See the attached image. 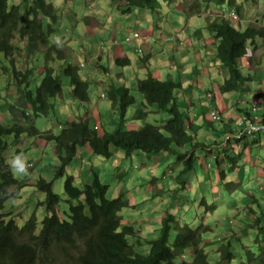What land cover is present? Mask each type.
I'll use <instances>...</instances> for the list:
<instances>
[{"label":"trees","instance_id":"trees-1","mask_svg":"<svg viewBox=\"0 0 264 264\" xmlns=\"http://www.w3.org/2000/svg\"><path fill=\"white\" fill-rule=\"evenodd\" d=\"M112 1L123 3L122 12L124 14L131 13L134 9L156 12L161 8L162 3L167 5L181 3L190 10H200L203 4L215 3L236 10L240 16L243 15L245 9L244 0ZM245 1L258 3L260 0ZM24 3L25 16L21 17L18 6H14L8 12L7 0H0V76L10 80L13 76L11 86L13 85L15 92L19 93L16 102L9 105L11 113L20 112L21 117L26 121L28 109L31 107L32 121H34L38 116L47 114L49 109H54V100L62 88V77L70 79L73 93L79 98V101L88 99V83L82 81L77 67L68 66L63 70V75L59 76L60 78L54 77L53 73L56 70L53 64L56 60H63L60 57H64L63 51L57 46H50V37L56 32L59 16H57L54 6L48 4L46 0H32V2L24 0ZM21 18L24 25L20 33L22 37H27L28 42V51H25L26 56L24 57L26 63L30 58H33L35 62L41 59L45 60L44 79L34 91L31 90L30 82L33 70L26 65L23 71H19L6 60V58H13L16 52L20 51L11 43L13 35L10 36V32ZM43 18L48 19L47 26H45ZM16 29L17 26L14 30ZM208 30L213 35L217 47L216 62L227 67L229 72L228 79L220 87L221 92L232 94L241 90L245 82L251 81V77L250 75L246 76L240 61L247 57L249 65L255 64V58L250 51H253L254 54L259 47L264 45V29L246 27L243 31L235 28L227 20L217 18L208 24ZM41 46H50L44 52L43 57L38 54ZM256 64L258 65V62ZM180 87L181 83L160 81L152 75L138 81L136 89L143 97L144 106L169 115V119L165 121L163 127L147 124L138 131H125L121 128L114 133L107 132L103 137H99L98 132L84 122L73 123L68 130L63 131L61 137L56 138L62 150H64V136L68 142L74 143L72 147L65 148L68 152L65 156H60L58 177L64 175V169L74 156L76 147L89 145L95 156H101L107 160L113 156L111 149L114 148L125 150L128 159L137 152L150 157L171 154L176 157V164L183 167L175 180L179 181L177 183L184 189L185 184L181 180L184 176L195 171V151L205 145L197 141V135L191 133V129L188 127L189 120L177 103L175 91ZM109 99L118 109L119 126L123 125L126 122L129 108L135 105L137 98L132 95L128 87L113 86L109 91ZM25 133L28 137L33 135L21 129L18 123L10 126L0 124V212L4 210L7 201L14 199V196L8 193L12 180L5 163V154L10 148L8 139L11 137L20 138ZM243 157L242 153L234 157L230 155L229 163L233 168H237L242 163ZM237 159L239 160L236 161ZM92 174L93 183L80 187L75 184L74 176L66 178L65 191L72 200L68 201L69 208H60L62 200L58 194L53 192V181L47 183L45 180H40L39 185L46 198L34 209L27 221L16 226L13 221L6 222L5 216L0 213V264H210L208 254L203 247V235L210 231V226L203 222L196 228L179 224L182 221L181 216L172 211L177 210V206L186 211L185 206L190 200H187L186 203L179 202L181 196H176L179 194L178 190H175L176 195L171 201L172 206L166 211L163 210L167 216L163 218L161 225L158 220L153 222L155 219H152V223L145 222L150 224L149 227L153 232H157L159 235L157 239L148 240L149 251L147 252L142 248L143 241L138 239L140 233L138 229L134 225L124 223L125 215L129 209H135L140 213L139 217H143L141 214L142 203L132 208L133 206H130V202L126 198L127 190L121 191L120 189L122 184L116 186V191L117 189L120 191L116 198L110 199L108 196L110 185L102 181L103 176L100 172L93 169ZM127 175L129 176L130 173L122 175L121 178L125 179ZM166 175L164 172L163 178L150 177L148 183L161 184L164 187L162 181ZM109 177L110 175H107L105 178ZM166 186L168 187V184ZM241 186V180L239 183L225 184L228 192L237 191ZM154 190L158 191L159 188L156 187ZM116 191L114 190L113 193ZM167 192L172 191L167 190ZM147 196L145 195L142 201H146ZM40 212L43 213L42 218L39 216ZM256 219L254 227L261 229L260 223L264 221V212L256 213ZM38 224L42 225L40 229ZM146 224H142L141 227ZM241 242L245 241L241 239ZM186 249L193 251L191 261L179 260L178 263L177 258L181 259L186 254ZM175 255L180 256L176 257ZM248 257L250 262L256 259L251 251L248 253ZM234 260H237V255L233 251L232 244L228 242L224 246V252L218 264H232ZM262 261L264 264V260Z\"/></svg>","mask_w":264,"mask_h":264},{"label":"clouds","instance_id":"clouds-1","mask_svg":"<svg viewBox=\"0 0 264 264\" xmlns=\"http://www.w3.org/2000/svg\"><path fill=\"white\" fill-rule=\"evenodd\" d=\"M28 1L32 2V0H28ZM93 1H95V8L92 9L93 6L88 4L87 9L89 11H92V13L90 16L86 17L82 22L74 19L73 17H64V18H62L61 23L72 24V26L75 30L78 28L79 25H85L89 28H91L92 25L98 26L99 21L96 20V17L98 16V14H97L98 0H93ZM262 1L263 0H260L258 3H251V2L249 3V2L243 1V6L245 8L243 10V15H244V12H245L248 4L249 5H256V4L261 5ZM46 2L48 4L53 5L55 8V5L52 2H48L47 0H46ZM110 3L112 5L109 7ZM110 3L108 4V7H107V3L105 4L106 8L108 10H110V14L108 15V19L106 20L104 26L101 28V34L97 35L93 38V45L95 47L94 51H85L84 55H82L81 57H78L76 59H71V58L67 57L66 49L64 48V45H65L67 39L69 38L68 35H65L63 38L60 36V38L58 40H55L53 42L50 41V46H52V45L57 46V48L60 49L61 51H63V54H64V57H63L64 65L61 66V64H59V66H58V68L60 67L59 69L61 70V73H59L58 70L55 69L56 72L53 73L54 77H59V76L63 75V70L66 69L68 66L77 67L78 72H79V76L82 79V81L88 83V91H87L88 99L86 101H81V100L79 101V98H77L75 96V94L73 93V86L70 82V79L65 77V76L62 77V78L69 79L68 82L70 84V87H68L67 92H65L64 87H63V80L61 78L62 88L60 90V93L58 94V96L54 100V105H55L54 109L53 110L49 109L47 114L40 115V116L47 117V120H48L51 113H53L54 119L49 124H46L43 127V130H39L36 127V125H38V124L35 121L40 116H38L37 118L34 119V121H32L33 112H32L31 107H29V109H28V113H27L28 117H27L26 121L21 117L20 112L11 113V111L9 110V107H10L9 105H12L13 103L16 102L19 93H18V91L15 92V87L13 85L11 86L12 81L9 80L7 77H5V78L9 82H7L6 85H4L0 81V83L3 85V89L0 88V100L2 103V113H1V117H0V124L3 126H10L12 124L18 123L19 127L21 129L25 130L26 132H28L30 134H33L32 136L28 137V135L25 133V135L21 136L20 138H12L11 137L10 139H8V142L10 144V148L8 149V151L5 154V158H6L5 163L9 169V173L11 175L10 178L12 180L11 185L8 188V193L10 195L14 196V199L7 201L5 204L4 210L0 212L2 215L5 216L4 220L6 222L13 221L16 226L22 225L25 221H27L31 217L34 209H36V208H33L32 212L28 215V217L22 218V220H20L19 218L21 216H19V218H17V215L13 212V210H11V209L7 210L8 204L16 203L26 196H28L26 201L28 202L29 205H30V202H32V204H35V202L39 201L37 204V206H39L40 202H44V201H41L40 197H39L41 195V193H43V191L39 185V181L45 180L47 183L52 182V181L55 183V181H56L55 179L58 177L57 173L60 170V167H59L60 162H61L60 156H65L66 152H67V150L65 148L72 147V145L74 144L71 141L68 142L64 136V139H63L64 150H62L59 147L60 143L56 140V138L61 137V134L63 133V131L68 130V128L73 123L84 122L91 129L96 130L98 132L99 137H103L107 132L108 133H114V132L107 131L106 126L116 127V122H118V126L116 128V131L118 129H121V128L125 131H138L139 129L142 128V126H139L138 128H136L134 130H130L128 128L127 118H126V122L123 125L119 126V120H120L119 112H118V109L116 107H114L111 100L109 99V91L113 86H118V87L125 86V87H128L130 89L129 77L135 76L133 69L138 66L136 61L139 58H145L146 56L151 57V55L147 54V47L152 46V44H155L156 37L154 34H156L155 32H157V31L152 26V23H151V26L148 27L147 21L132 18L130 20V22H135V23L141 22L144 25L142 27H144L145 29H148V30L143 32V33H140L139 31L135 32L134 34H131V35L127 36L126 38H123L121 41H119V33L118 32L120 30V27H119L118 22L120 20L117 19L116 17H114V14H118V15L121 14L123 16H127V14H124L122 12L123 6H124L123 3L117 2V1H112V0H110ZM176 5H179V6L184 8L186 15H183V17L190 27L192 24L190 18L195 17L194 20L199 21L201 27L203 26L201 29L202 32L207 31L208 35H211L212 37H213V35L208 30V24L214 19L222 18V19H225L228 22H230L232 25L235 23H239L240 26H242V23L246 21V20H244L245 18L243 19V15L240 16L236 12V10L230 9L225 5L220 6V5H216L215 3H212L210 5L203 4L200 7V10H198V9H191L190 10L189 8H186L181 3H177ZM14 6H18L20 8V16L24 17L25 16L24 11L26 9L24 0H7V11L8 12H10ZM162 6H165L166 8H172L175 5H167L165 3H162ZM204 7H206V9H204ZM139 10H146V9H139ZM55 11L57 12L56 8H55ZM147 11H150V10H147ZM57 16H58V14H57ZM135 18H138V17H135ZM94 20H96V22ZM157 20L160 22V25L158 23L156 26L157 27L158 26L164 27L165 23L164 22L162 23V18L161 17L156 18V21ZM203 20L205 21L204 25L202 23ZM22 21H23L22 18L19 19V21L16 25L17 26L16 30H14L16 26L12 27L11 32H10V36L13 35L11 43L16 48L20 49V51H17L16 54L22 52L24 55L23 57H25L26 56L25 51H28L27 50L28 42H27V37H22V35L20 33V30H21L22 26L24 25V23ZM43 21H44L45 26H47L49 24L48 19L43 18ZM258 22H260V20H257V24H258ZM59 23H60V18H59V21L57 22V25H56V32L61 30L59 28ZM258 25H260V23ZM246 27H253V26L247 25ZM149 28H151V29H149ZM253 28H256V27L254 26ZM160 29H158V30H160ZM162 37H164V42H172L175 46L174 49H178V47L183 49L184 47H182V46L186 45L184 41H180V42L178 41L177 32H172L169 34H163ZM60 39L61 40L63 39V42ZM68 41H70V40H68ZM136 41L138 42V46H135ZM50 46H41V48L38 51L39 56H41V55L43 56L44 52L47 50V48H50ZM117 46L121 47V48H125L126 46H134L135 49H134V52L130 55H129V53H126L127 55L125 57H114L113 52ZM262 46H264V45H262ZM42 48L44 49L43 51H41ZM216 50H217V47H216ZM250 53L253 56L255 54V53L253 54V51H250ZM15 55H14V57H15ZM131 56H133V57H131ZM35 59H37V58H35ZM248 59L249 58L246 57V59H242L240 61L243 64V71L244 72L246 69V65L243 61L246 60L248 63ZM6 60L8 63H10V61H9L10 59L6 58ZM127 61L129 62L128 64H127ZM38 62H39V60L36 61V64H38ZM107 62H109L110 65L107 64ZM256 63L257 62H255V64H254L255 65V67L253 69L254 71H258V65ZM40 64H41V70H40L38 76L34 77L35 70L32 69L33 70V76H32V79L30 80V82H31V90H33V91L39 87V85L42 83V81L44 79V73L42 72L43 64L42 63H40ZM154 66H155V62L151 61L150 64H148V70H147L148 74L144 78L146 79L149 75H152L154 78L159 79L160 81H165L164 79H162L160 77H156L154 75V73L151 71L152 67H154ZM89 67H91V68L88 69ZM131 67H132V69H131V73H130L128 70ZM126 68H127V71H124ZM174 68L175 67L172 63L170 66V70L173 71ZM23 69H24V67L21 68L19 71H22ZM82 72H83V76L81 75ZM260 72H262V71H260ZM84 73H86V74H84ZM245 74H246V72H245ZM247 75L251 76V75H253V73L248 72ZM40 78H43L42 81H39ZM138 81H140V80H138ZM167 81L177 82V80L174 78H170ZM177 83H181V81L177 82ZM137 84H138V82H137ZM91 85H94V86L99 88L100 93L99 94L96 93L94 95L95 98L104 99V100H107L111 103V106L108 109L103 110L102 108H99L98 106H96L94 104V100L92 99L91 94H90ZM6 88H7V91H6ZM10 90L13 91V94L11 97L15 96L14 100L11 102L9 101L11 97H8V94H7ZM181 90H182V84H181V87L175 91L176 99H177V94ZM5 91H6V93L4 95L3 92H5ZM220 92H221V89H220ZM222 94H227V93H222ZM261 96H263V101H264V94ZM136 104H137V100H136L135 105ZM186 104H187L186 108L184 106H182L181 108L189 120L188 127L191 129V133L193 135L194 134L197 135V133L195 132L194 127H193L194 120L191 118V114H193V112H194L193 106L190 103H186ZM237 105L243 106L244 109H243L242 113H236L237 119H235L234 121H232L230 118H228L227 124L225 125L227 128L225 131V134H224L225 142H219V141H217V139H214L215 141L212 140L211 144H216L218 147H220L219 151L214 152L215 146H213V148H211L210 146L207 147V145L205 143H203V144L206 147L201 146L200 148H198L195 151L196 164L199 162V160L201 158H205V156H209V158L215 157V160L217 163L216 172L214 170H211L212 165L210 163H206L207 162L206 158L201 163V167H202L203 172L205 174L209 175L211 183H212L211 186L206 185V189L207 188L211 189L212 199H213V202H215L214 205H211L209 208H207V210L205 212L206 215L203 216V218H204L203 223L207 226H210L209 232L213 231V227L210 224L206 223V222H209L208 216L215 214L219 208H220V211H221V208H223V205H221V203L225 204V202L219 201L222 194L225 197H228V195L225 193V189L227 190V188L225 187V184H226L225 181L227 180L228 177H227L225 169L223 168L226 164H229L230 167L233 168V166L229 163L228 157L230 155H232L234 157V156L241 154V153L244 154L242 163H240L239 167L234 168V169H237V172H236L237 176H236V179L232 182L239 183L241 180V182L244 184L250 183L252 180L257 178L258 172L255 173V171L259 167L261 168V170L263 169V167L260 166L262 164L261 163L257 164V163L260 162L259 160H262V163L264 164V155L259 156L260 152L262 154H264V102L258 103V102H253L252 100H249V101L243 100V101H240V103ZM143 106H144V104H143ZM238 107H240V106H238ZM144 108H146V107L144 106ZM68 110H69V113H68ZM83 110H85L84 115H82ZM133 110H136L134 105L129 108L127 115L130 112H132ZM73 111H75L76 114L71 117L72 119H69V114L71 115ZM142 112H143V116H144L145 112L144 111H142ZM95 113H99L101 115V117H100L101 121L97 120L94 117ZM213 113L218 115L217 119H215L213 117V115H212ZM222 115L223 114H221L216 109L208 108V110L206 111V115H205L207 117V119L210 120L209 121L210 125L208 126V129H211V130L216 129L217 128L216 123L217 122H223L225 119V116L223 115L224 116V119H223ZM7 117L9 118V120L7 119ZM63 122H65V123H63ZM138 125H140V124H138ZM249 126L250 127L251 126L256 127V130L251 133L247 129ZM248 138H252L253 141L251 143H246L244 140H247ZM197 141L202 143L199 140L198 135H197ZM39 142L40 143L45 142V147L42 148V146H40L38 144ZM203 148H206V150H203ZM46 149L48 151H51L52 153L48 152L46 154V151H45ZM85 149L87 151H85ZM248 149H250V152H247ZM111 152H112L113 156L109 160H107L101 156H99V157L96 156V158L102 159L105 162V168L104 169L109 170V171L106 170L105 177L111 173V170L112 171L114 170L116 173H118V177L120 178L122 175H124L125 173H127L129 171L130 165H129V162H127L128 158L126 156V151L123 149H119V148L115 149L114 148V149H111ZM28 154L32 155V160L31 161L30 160L24 161L22 158V155H28ZM84 154H88L89 156L86 158ZM199 155H205V156H199ZM246 155H249L248 161L246 160ZM94 156L95 155L93 154V150L89 147V145H86L84 147L77 146L74 156L68 161L66 168L68 167V165L70 163H72V161L76 157H79L81 159L82 165L80 167H77L76 170L75 169L72 170L75 172V174L77 176L78 184L80 186L84 184L83 180L85 182L88 180V173H87L86 167H84V166L86 165V163L89 160H92V164H93L90 172H92V170L94 169L96 172H100V174L103 176L102 171H104V169H99L97 166H95L97 164H96V162L93 163V157ZM134 156H139L141 158H144V161L141 163H138L136 165V168L142 169V166L145 167V169L147 170L148 176H149L148 182H150V177H157L159 175L161 167L163 166V164L161 163L162 159L166 160V161L168 160L166 163L170 162L171 159L174 161L173 163L172 162L170 163V165L168 167V171H166L167 175L165 176L164 180H168V178H169V176H171V174L176 173L172 169L173 164H176V162H175L176 157L172 156L171 154H169V155L162 154V155L150 157V156H147L143 153L137 152L133 155V157ZM133 157H131L130 159H133ZM55 158H59V161L55 160ZM153 158H155L154 162L152 161ZM238 160L239 159H237L236 161H238ZM251 161L252 162L255 161V166L252 168L254 172H251L249 170L248 165L246 164L247 162H251ZM126 163H127V165H126ZM83 164H85V165H83ZM93 166H95V167H93ZM140 166H141V168H140ZM203 166L205 169H203ZM221 166H222V168H220ZM178 167L180 168V170H179V172H180L183 167H182V165H178ZM66 168L64 169V171L66 170ZM196 169H197V167L195 168L194 172L190 173L189 175L184 176L183 179L181 180L185 184L184 189H182L181 185H179V184L175 185L177 182H179V181L175 180L176 177L179 175V172L176 173L175 177H171L170 182L168 183V187L166 186L167 187L166 190H171L172 192H175V190H178L179 194L176 196H179V195L181 196V198L179 199V202L186 203L187 200L188 201L190 200L189 197L187 195H184V194H187L189 191L193 190L194 187L197 185V182H199L200 184L205 183L207 177H205L203 181L202 180H198V181L195 180V181L191 182V178H189V176L192 174H197ZM242 169L245 172H244L243 177L240 178L239 171ZM115 172H114V174H115ZM216 173H218L217 176H216ZM234 173L235 172H233L232 178L234 177ZM17 174H19V175H17ZM46 174H51V175L55 174V178L52 181H49V179H48L49 177H47ZM214 174H215V178H214ZM245 174H246V177H244ZM248 174L249 175L251 174L250 180L247 179ZM223 175H224V177H223ZM129 176L127 175V177L125 179H123L121 184H123L126 180H128ZM218 177L220 180H217ZM263 178L264 177H262V179ZM32 182H35V183L32 184ZM92 183H93V179L89 184H84V185H91ZM215 183H217V184H215ZM228 183H230V182H228ZM172 184H173V186L171 187ZM258 185H260L261 188L264 189V181H262ZM216 187H218V189H219L218 190L219 196L217 198H215L213 196V192H212L213 189H215ZM242 187H243V184L239 189H241ZM53 188H54V185H53ZM157 188H159V190L156 191L158 194H162L163 190L166 193V191L164 189L165 186L163 187L161 184L160 185L158 184ZM146 190L148 192L153 193V189L151 191H149L148 189H146ZM53 192H54V190H53ZM172 192H167V193H172ZM234 192H236V191H234ZM43 194L45 195V193H43ZM65 194H66V191H65ZM248 195H251L250 198L247 200L250 202V205H252V206H248L246 208L247 209L246 215L247 216L249 215L251 221L255 224L257 222L256 213L257 212H261V213L264 212V194L261 196H256L253 192H250V193H248ZM33 198L35 199L34 201H33ZM61 200H62V198H61ZM68 201H72V200H70L69 196H68L67 202ZM129 202H130V200H129ZM162 202H164V199L162 200ZM204 202H205V200H204ZM217 202H219V203L217 204ZM130 206L132 207L131 202H130ZM135 206H133L132 208H135ZM160 206H161V204H160ZM160 206H159V208H160ZM212 206H214V207H212ZM167 209H169V208H163L162 209L163 214L159 218L146 217V216H144V212L141 209V214H143V217L141 219L145 218L144 221L139 220L140 219V217H139L140 213L138 211H136L135 209H129V211L127 212L128 214L126 213L124 223H126L127 225H134L138 229V231L140 232L138 234V239L143 241V247H142L143 250H145V247L148 246V251H149L148 240L157 239V237L159 236L157 232H153V230L149 227L151 225L146 224L145 222L152 223V219L156 218L155 220H153V222L158 220L159 225H161L163 218H165L167 216V213L164 212L163 210L166 211ZM230 209H235V208L231 207ZM256 209L258 211H256ZM172 212L176 213L177 215L181 214L182 212L184 213V211L182 209H180L178 206H177V210L172 211ZM40 213H42V212H40ZM40 213H39V216H40ZM234 213L235 214L233 215L232 220H230L228 218H223L221 220V222H219V224L216 225L217 227H220V228L226 227V230H224V231H227L228 234L232 235V236H234L236 234L234 220L236 218H240V216H241L240 214L236 213V211ZM195 215H197V214H195ZM180 219L183 221H181L179 224L187 225L190 227L189 224L184 223V222H187V220L185 218L181 217ZM196 221H197V219L194 218V223ZM142 224H146V225L144 227H141ZM38 227L40 229L42 227V225L38 224ZM158 227H160V226H158ZM194 227L196 228L199 226L194 225ZM191 228H193V227H191ZM232 229H234V230H232ZM173 231H175L174 228H173ZM205 234H207V233H205ZM204 235H203V242H204L203 247L205 249V252L208 254L209 263L210 264H218V262L222 256V253L224 252V246L227 245L229 238L227 237V235L226 236H224V235L219 236L218 242L221 244V246H220L219 250H217V251H219L221 253V255L218 258H214L212 260L210 255L214 251V249L209 248L212 246V243H210V240H208V239L205 240ZM262 244L263 245L259 246L258 254L254 253L256 259L253 262L249 261V257H250L249 256L247 261H244L242 263H245V264H263L262 260H264V241L262 242ZM139 250H141V249L139 248ZM192 254H193L192 250L186 251V254L184 256H182L180 261H183V260H184V262L191 261ZM177 262L179 263L178 258H177Z\"/></svg>","mask_w":264,"mask_h":264},{"label":"rangeland","instance_id":"rangeland-1","mask_svg":"<svg viewBox=\"0 0 264 264\" xmlns=\"http://www.w3.org/2000/svg\"><path fill=\"white\" fill-rule=\"evenodd\" d=\"M48 2H52L55 5V8L57 10V14L60 18V23H59V28L61 29L60 31L56 32L51 38L50 41L53 42L55 40H58L60 38V36L63 38L65 35H68V39L64 45V48L66 49V54L68 58L71 59H76L78 57H81L82 55H84L85 51H94L95 47L93 45V38L97 35L101 34V28L104 26L106 20L108 19V15L110 14V10H107V13L105 12H101L97 17L96 20L99 21V25L98 26H94L92 25L91 28L85 26V25H79L78 28L75 30L72 26V24H63L61 23L62 18L64 17H73L76 20H79L80 22H82L86 17L90 16L92 11H89L87 9L88 4L92 5V9L95 8V1L93 0H47ZM245 1V0H244ZM108 3V0H98V4L100 5V7L105 8V10L107 9L105 4ZM204 9H206V7H204ZM148 14L149 16H151L150 18L145 17L143 14ZM177 12H180L182 15H186L184 8L179 6V5H175L172 8H166L165 6H162L158 11L154 12V11H147V10H139V9H134L131 13H127V16H123V15H118V14H114V17H116L117 19H119L120 21L119 23V41H121L123 38H126L127 36L134 34L135 32H140L143 33L145 31H147L148 29H145L144 27L141 26V22L135 23V22H130V20L132 18L134 19H140V20H145L148 22V27L151 26V23H155L156 25L160 22L157 20L156 18L161 17L163 20L169 22H172L173 19H175ZM245 16V17H244ZM138 17V18H135ZM245 18V19H244ZM243 19L246 20L245 22L242 23V26H240L239 23H235L233 24V26L237 29H241V30H245L246 26H255L256 28H260V29H264V0L262 1L261 5H247L246 10L244 12L243 15ZM257 20H260V22H258V24L260 23V25L257 24ZM128 21V22H127ZM178 21H180V16L178 17ZM194 22H196L195 20L193 21L192 25L194 26ZM203 25L205 24V21L203 20ZM162 28H164L163 26H161ZM171 28V27H169ZM184 28V26H183ZM174 29V28H172ZM192 29V28H191ZM61 40V39H60ZM70 40V41H68ZM63 42V39L61 40ZM61 42V43H62ZM204 43V40H203ZM210 44V43H209ZM135 46H138V42H135ZM181 49V48H179ZM44 49L42 48L41 51H43ZM176 51L178 52L179 50L176 49ZM23 53H18L15 55V57L11 58L10 64H12L17 70H20L21 68L25 67L26 65H28V67L30 69H34L35 70V74L34 77L39 75V72L41 70V64L42 63L44 65V60L41 59L39 60L38 64H36V62L34 61L33 58H30L29 61L26 63L24 57H23ZM174 56L169 55L168 54V58ZM40 57H43L42 55ZM254 58L255 61L258 62V70L263 71L264 72V46L260 47L254 54ZM193 65H197L198 69H200V72H204L206 70L205 66L203 63H196L194 62L193 57L191 56L190 60ZM185 62V61H184ZM246 65V76L249 73H253V69L255 67L254 64H250L248 65L247 61L244 60L243 61ZM169 64V62H167ZM179 63H181V60L175 57V60L173 62V65L175 67V71L172 72V75L168 78H162L165 81H167L170 78H180V77H184L185 75H189L190 71L192 73L191 76V82L193 77L196 78V71L197 69H192L193 66L190 65H179ZM59 64H61V66L64 65V61H58L56 60V62L53 64V67L55 69L58 70L59 73H61V70L58 68ZM107 64L110 65L109 62H107ZM11 67V66H10ZM91 67H89L88 69H90ZM172 69V68H171ZM217 69H213V71H216ZM23 71V70H22ZM44 71V67L42 68V72ZM135 76L134 77H129V87L131 89V93L132 95H134L137 98V104L134 105V107L136 109L142 110L145 112V115L143 116V122L141 123V126L144 127L147 124L150 125H155V126H159V127H163L165 125V121L169 119V115L163 112H159L154 111L151 108H144L143 106V97L142 95L138 92V90L136 89L137 87V82L138 80H142L145 79L144 77H146V75H141V69L137 66L133 69ZM165 71V70H164ZM86 74V73H84ZM83 76V72L81 74ZM12 76V75H11ZM43 78H40L39 81H42ZM10 80V79H9ZM63 80V87H64V91L67 92V88L70 87L69 84V79L67 78H62ZM0 81L6 85L7 79L5 77L0 76ZM11 81H13V76ZM182 80L177 79V82H180ZM184 82V81H182ZM0 88L3 89V85L0 83ZM256 88V86H255ZM7 91V88H6ZM5 92H3V94L5 95ZM96 93H100L99 92V88L91 85L90 88V94L92 99L94 100V104L96 106H98L99 108H102L103 110L108 109L111 106V103L107 100L104 99H99V98H95V94ZM8 97H11L13 94V91L10 90L8 93ZM183 94V91H179V93L177 94V103L182 107V100L180 98V96ZM257 96H259V92H257ZM248 95V93H247ZM14 97L10 98V102L14 100ZM231 101L233 103H237V101H242L239 98V95L234 96ZM245 101V100H244ZM255 101V100H254ZM236 105V104H235ZM0 117H1V113H2V103L0 100ZM76 107V106H75ZM147 112V113H146ZM69 113V110H68ZM85 110H83L82 115H84ZM76 114L75 111L72 112V114H69V119H72L71 117L74 116ZM108 116V115H107ZM7 119L9 120V118L7 117ZM54 119V114L51 113V115L49 116L48 120L47 117L45 116H40L36 119L35 122H37L38 125H36V127L39 130H43V127L46 124H49L52 120ZM45 122V123H44ZM65 123V122H63ZM118 126V122H116V127H109L106 126L107 131L109 132H115L116 128ZM113 130V131H112ZM211 130V129H210ZM213 135V133L211 134ZM214 139H217V141L219 142H225V136H220L218 137L217 135L213 136ZM213 139V138H212ZM199 140L202 143H205L207 145V147H211L213 148V146H215L214 152L219 151L220 147H218L216 144H211L212 140H205L204 137L200 136ZM246 143H251L253 141L252 138H248L247 140H244ZM40 146H42V148L45 147V142H39L38 143ZM206 147V146H204ZM203 150H206V148H203ZM46 154L51 151H48L47 149L45 150ZM247 152H250V149L247 150ZM52 153V152H51ZM140 153V152H139ZM85 157L87 158L89 155L88 154H84ZM199 156H205V155H199ZM198 156V157H199ZM251 156V155H250ZM117 157V156H116ZM22 158L24 161H28V160H32V155L28 154V155H22ZM205 158L207 159L206 163H210L212 165L211 170H214L216 172L217 169V163L215 160V157L213 158H209V156H205ZM205 158H201L199 160V162L196 164V173L197 174H192L189 176V178H191V182L195 181V180H204L205 177L206 181L205 183L200 184L199 182H197V185L194 187L193 190L189 191L187 195L190 199V202H188L185 206L186 211H184V213L182 212L181 214H179V216L185 218L187 220V223L190 225V227H194V225L198 226L200 225L203 221H202V217L205 216V212L207 210V208H209L211 205H214L215 202H213L212 199V194H211V189L207 188L206 189V185L211 186V180L209 175L205 174L202 170L201 167V163L205 160ZM199 159V158H198ZM55 160L59 161V158H55ZM246 160H249V155H246ZM144 161V158H141L139 156H134L133 159H127V162H129V171L127 173H130V176L128 177V180H126L121 186L120 189L122 190H127L126 193V198L130 200L132 206L137 205L139 202L142 203V211L144 212V216L146 217H156L159 218L161 217L162 213V209L163 208H170L172 206L171 201L173 200L174 195H176L175 192L172 193H167L166 190V185L170 182L171 177H175L176 173L179 172L180 168L178 167L177 164H173L172 169L176 172L171 174V176H169L168 180H163V184L165 185V191L166 193H162V194H158L154 188L158 186V184H149L148 180H149V176L147 173V170L145 169V167L142 166V169H137L136 165L138 163H141ZM96 162L97 167L99 169H104L105 168V162L102 159H97L96 156L93 157V163ZM173 163L174 161L171 159L170 162H168L167 164L164 163L163 166L161 167V170L159 172L158 177L163 178V174L164 172L168 171V167L170 165V163ZM176 162V160H175ZM28 164V163H27ZM51 165V164H50ZM82 165L81 159L79 157H76L72 163H70L68 165V167L65 170V174L63 175V177H57L54 183V192L58 195H60V197L62 198V201L60 203V208L64 207V208H69L68 206V196L65 194V183H66V178L68 176H74L75 177V184L77 186L80 187V185L78 184L77 181V176L75 174L74 171L72 170H76L77 167H80ZM85 165V164H83ZM92 160H89L86 165L84 167H86L87 173H88V180L85 182L83 179L84 184H89L92 179H93V174L92 172H90V170L92 169ZM127 165V163H126ZM141 168V166H140ZM226 171L227 174V180L225 181L226 183L228 182H232L236 179V172L237 169L231 168L229 164H226L223 167ZM153 169V168H152ZM203 169L204 166H203ZM114 170H111V173L109 174L110 177L107 179L105 178V174H106V170L104 169V171H102L103 174V182L107 183L110 185V192H109V198L112 199L113 197L116 198V196L119 194V189H117L116 191V186L120 185L123 181V179L120 177H118V173L115 172L114 174ZM234 173V177L232 178V175ZM244 170H240L239 174H240V178L243 177L244 175ZM125 173V174H127ZM19 175V174H17ZM47 177H49V181H52L55 178V174H46ZM39 177V176H38ZM224 177V175H223ZM262 177H264V173L259 172L257 175V178L252 180L250 183L247 184H243V187L241 189H239L236 192H228L225 188V193L228 195V197H225L223 194L221 195V198L219 201H224L225 204L221 203V205H223V208L218 209V211L213 214L208 216L209 217V222H206L208 224H210L213 227V231L209 232L207 234L204 235V239H208L210 240V243H212V246L209 247L211 249H214V251L211 253V258L212 260L214 258H218L221 254L219 251L220 248V243L218 242L219 240V236L220 235H224L229 238L228 242H230L232 244V248L233 251L236 253L237 255V260H234L232 262V264H241L244 261H247L248 259V253L251 251L253 253L258 254V250L260 245H263L262 242L264 241V221L260 223L261 225V229L254 227V223L251 221L249 215H246V211H247V207L248 206H252L250 205V202L247 200L250 198L251 195H248V193L253 192L256 196H261L264 194V189L261 188L260 185H258L259 183H261L262 181H264V178L262 179ZM36 178V177H35ZM80 178V177H79ZM214 178H215V174H214ZM247 179L250 180L251 179V174L247 175ZM217 180H220L219 177L217 178ZM35 182H32V184H34ZM83 184V185H84ZM217 184V183H215ZM148 185V186H147ZM160 187V186H159ZM214 188V187H213ZM27 189V188H26ZM146 189H148L149 191H151L153 189V193L148 192ZM114 190L116 191L115 193ZM218 187H216L215 189H213V196L215 198H217L219 196V191H218ZM114 196H113V195ZM145 195H148L146 197V201H142V198L145 197ZM167 195V196H166ZM27 197L22 198L21 200H19L16 203H10L8 204V209L13 210V212L17 215V218H19V216H21L19 219L22 220V218H26L28 217V215L32 212L33 208H37V204L39 201L35 202V204H32V202H30V205L28 204ZM41 201H45L46 196L41 193V195L39 196ZM164 199V202H162V200ZM35 199L33 198V201ZM205 200V202H204ZM245 201V202H244ZM219 202H217L218 204ZM161 204V206H160ZM160 206V208H159ZM235 208V209H230V208ZM127 211V210H126ZM236 211V213L240 214V218H236L234 220L235 223V231L236 234L234 236L229 235L226 230V227H217L216 225L219 224V222H221V220L223 218H228L230 220H232L233 215L235 214L234 212ZM256 211H258L256 209ZM153 212V213H152ZM257 213H261V212H257ZM156 214V215H155ZM197 214V215H195ZM40 216L43 217V213H40ZM155 218V219H156ZM194 218L197 219V221L194 223ZM144 221V219L140 218V221ZM183 221V220H182ZM131 224V223H130ZM250 225L249 227L247 225ZM234 230V229H232ZM239 234V235H238ZM244 235V236H243ZM241 239L245 240L244 243L241 242ZM249 240V243H247V240ZM250 248V249H249ZM249 249V250H247ZM145 250L148 251V246L145 247ZM216 251V252H215ZM216 254V255H215ZM247 256V257H246Z\"/></svg>","mask_w":264,"mask_h":264},{"label":"crops","instance_id":"crops-1","mask_svg":"<svg viewBox=\"0 0 264 264\" xmlns=\"http://www.w3.org/2000/svg\"><path fill=\"white\" fill-rule=\"evenodd\" d=\"M110 3V0H108V4ZM112 4H109V7ZM107 10L105 8L100 7V5H97V14L99 15L101 12L107 13ZM145 17L150 18L148 14H143ZM180 16V21H178V17ZM194 18H190L191 22L193 23ZM96 22V20H94ZM194 26L191 24V27L187 24L185 21L183 15L180 12H177L175 19H173L172 22H167L162 19V23L164 22V28H161L160 26H156V24L153 22L152 26L156 29V42L155 44H152V46L147 47V54L151 55V57L146 56L145 58H139L136 62L138 66L141 69V75H146L148 70V64L150 62H155V66L152 67L151 71L154 73L156 77L160 78H168L172 75V72L174 70H170L171 64L174 62L175 57L181 60V63L179 65H190L193 66L192 69H197L196 71V78L193 77L191 82V71L189 75H185L184 77L176 78L180 79L182 84V91L183 94L180 96L181 100L183 98L182 106L185 108L187 107L186 103H190L193 106L194 112L191 114V118L194 120V130L198 135V138L200 136L204 137L205 140H214V135H217L218 137L224 136L226 131V124L228 118H230L232 121L237 119L236 113H242L244 107L241 105H237L240 103V101H237V103H233L231 99L239 95V98L243 101H249L252 100L253 102H264L263 101V95L264 94V72L254 71L253 75H251V81H247L242 89L240 91H235L232 94H222L220 92V86L225 82L226 79L229 77V72L227 67L221 66L218 62H216V46L215 41L213 40V37L211 35H208V32H202V27L200 25V22L195 20ZM161 23V24H162ZM141 26H144L141 23ZM184 26V29H183ZM171 27V28H169ZM161 28V29H160ZM174 28V29H172ZM192 28V29H191ZM151 29V28H149ZM160 29V30H158ZM202 33H201V32ZM172 32H177L178 41H184L186 45L182 46L183 49H179L178 52L176 49H174V44L172 42H164V37H162L163 34H169ZM204 40V43H203ZM210 43V44H209ZM135 47L134 46H126L125 48L116 47L114 49L113 55L114 57H125L129 53L132 54L134 52ZM169 55H174L171 57H167ZM191 56L194 59V62L196 63H203L205 66L206 71L200 72V69H198L197 65H193V63L190 60ZM133 57V56H131ZM185 61V62H184ZM169 62V64L167 63ZM140 64V65H139ZM131 68H129V72L131 73ZM213 69H217L216 71H213ZM165 70V71H164ZM127 71V68L124 70ZM256 86V88H255ZM257 92H259V96H257ZM248 93V95H247ZM255 100V101H254ZM237 106H236V105ZM240 106V107H238ZM208 108L216 109L219 111L223 116L224 121L223 122H217V128L214 130L208 129V126L210 125L209 121L207 119L206 111ZM94 117L97 120H100L101 115L99 113H95ZM127 122H128V128L130 130H134L141 126V123L143 122V112L142 110L136 109L130 112L127 116ZM205 120V121H204ZM206 122V125H205ZM140 124V125H138ZM204 124V125H203ZM205 127V128H204ZM213 133V135H211ZM213 138V139H212ZM89 149V148H88ZM85 151H87L85 149ZM90 153V152H89ZM260 155H264L260 152ZM152 161H155V158L152 159ZM163 161V162H162ZM161 163H166L165 160L162 159ZM257 164H262L259 167L255 173H264V164L262 163V160H259ZM249 167V170L251 172L253 171V167L255 166V161L247 162L246 163ZM225 165V164H224ZM222 168V166L220 167ZM218 173H216V176ZM246 177V174L245 176Z\"/></svg>","mask_w":264,"mask_h":264},{"label":"bare ground","instance_id":"bare-ground-1","mask_svg":"<svg viewBox=\"0 0 264 264\" xmlns=\"http://www.w3.org/2000/svg\"><path fill=\"white\" fill-rule=\"evenodd\" d=\"M63 56V55H62ZM60 57V56H59ZM60 58H62L63 59V57H60ZM45 59V58H44ZM45 61V60H44ZM132 107V106H131ZM120 116V115H119ZM205 121V120H204ZM204 125V124H203ZM205 125H206V122H205ZM205 128V127H204ZM113 131V130H112ZM196 135V134H195ZM199 135V134H198ZM91 148V147H90ZM183 148V147H182ZM165 153V152H164ZM172 153V152H171ZM178 153V152H177ZM166 155V154H165ZM166 161V160H165ZM168 161V160H167ZM166 161V162H167ZM163 162V161H162ZM167 164V163H166ZM196 165V164H195ZM168 169V168H167ZM178 184V183H177ZM180 185V184H179ZM167 196V195H166ZM153 213V212H152ZM156 215V214H155ZM140 220V219H139ZM221 245V244H220ZM250 249V248H249ZM249 249H247V250H249ZM201 250V249H200ZM258 250V249H257ZM186 251H187V249H186ZM190 251V250H189ZM203 251V250H202ZM198 253V252H197ZM196 253V254H197ZM180 254V253H179ZM181 254H182V252H181ZM221 254V253H220ZM216 255V254H215ZM176 256V255H175ZM177 256H180V255H177ZM176 256V257H177ZM247 257V256H246ZM207 258V257H206ZM217 258V257H216ZM194 259V258H193ZM180 260V259H179ZM209 261V260H208ZM228 261V260H227ZM180 262V261H179ZM229 263V262H228ZM231 264V263H230Z\"/></svg>","mask_w":264,"mask_h":264},{"label":"built area","instance_id":"built-area-1","mask_svg":"<svg viewBox=\"0 0 264 264\" xmlns=\"http://www.w3.org/2000/svg\"><path fill=\"white\" fill-rule=\"evenodd\" d=\"M212 115H213V117H214L215 119L218 118V115H217V114L213 113ZM247 129H248V131H250V132L252 133L253 131L256 130V127H254V126H251V127H250V126H249Z\"/></svg>","mask_w":264,"mask_h":264}]
</instances>
